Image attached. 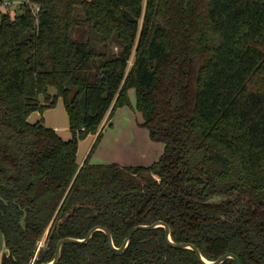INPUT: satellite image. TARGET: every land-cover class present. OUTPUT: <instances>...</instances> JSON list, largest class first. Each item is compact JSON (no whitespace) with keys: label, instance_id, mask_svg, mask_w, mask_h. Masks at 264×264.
<instances>
[{"label":"trees","instance_id":"trees-1","mask_svg":"<svg viewBox=\"0 0 264 264\" xmlns=\"http://www.w3.org/2000/svg\"><path fill=\"white\" fill-rule=\"evenodd\" d=\"M30 1L37 17L22 3L0 22L3 264H31L47 229L34 264L95 225L120 246L136 224L158 220L208 260L232 252L264 264V0ZM81 25L85 41L73 36ZM132 88L163 154L151 165L90 163L106 116L134 107ZM60 97L67 140L43 118L29 120ZM97 133L80 165L79 141ZM215 194L228 198L209 202ZM58 264L202 263L159 226L136 231L122 254L98 230L85 244H65Z\"/></svg>","mask_w":264,"mask_h":264},{"label":"rangeland","instance_id":"rangeland-1","mask_svg":"<svg viewBox=\"0 0 264 264\" xmlns=\"http://www.w3.org/2000/svg\"><path fill=\"white\" fill-rule=\"evenodd\" d=\"M4 1L16 4L7 8L0 6V22L1 15L4 12L9 11L12 17L18 14L22 4L19 3L23 0ZM87 28L86 25L79 26L73 32L74 38L82 41L87 40L89 38ZM114 50H117L116 46H114ZM132 63L133 59L130 61V64ZM129 95L134 107L124 106L118 108L116 114L111 117V119L114 118L113 122H109L110 118H108V115L106 116L104 127H100L101 130L103 129L102 137L90 156V163H110L117 160L131 166L151 165L158 161L163 154L165 148L163 141L152 139L149 130L142 126L141 113L135 108V88L130 89ZM38 118H43V121L49 126L56 125L60 127L63 130L61 133L64 137H69L72 133L69 127V116L61 97L54 107L45 110L43 113L34 111L29 120L35 122ZM95 136L96 134H89L79 141L77 155L79 162L88 156L96 140Z\"/></svg>","mask_w":264,"mask_h":264},{"label":"water","instance_id":"water-1","mask_svg":"<svg viewBox=\"0 0 264 264\" xmlns=\"http://www.w3.org/2000/svg\"><path fill=\"white\" fill-rule=\"evenodd\" d=\"M227 197H224V196H221V195H215L212 199V201H221V200H224L226 199ZM64 218H61L58 225H60V223H62ZM22 226L25 227V217L22 218ZM157 226H162L164 227L165 229V237H166V240L167 242L171 245V246H174L176 248H189L191 250H193L198 258V260L202 263V264H222L226 259L228 258H232L236 261L237 264H242L240 258L232 253V252H228V253H225L223 255H221L220 257H218L217 259L215 260H208L206 259L201 250L193 243H190V242H176L172 239L171 237V229H170V226L167 222L165 221H162V220H159L153 224H150V225H139V226H136L135 228H133V230L126 236V238L124 239L123 243L121 244V246L117 247L115 244H114V241H113V235L111 233V231L105 227V226H102V225H97L95 227H93L89 233L87 234V236L83 239L81 238H76V237H65V238H61L58 243H57V246H56V250H55V256L53 258L52 261H50L49 263L47 264H58V262L60 261V258H61V253H62V247L66 244V243H86L90 240V238L92 237V235L94 234L95 231L97 230H102L106 233L108 239H109V247L116 251L117 253H122L126 247L128 246L130 240H131V237L133 235V233L139 229V228H145V229H152L154 227H157ZM10 254V250L9 248L7 247V244H6V239H5V235H4V232L2 231V229L0 228V264H3V256L4 255H9Z\"/></svg>","mask_w":264,"mask_h":264},{"label":"flooded vegetation","instance_id":"flooded-vegetation-1","mask_svg":"<svg viewBox=\"0 0 264 264\" xmlns=\"http://www.w3.org/2000/svg\"><path fill=\"white\" fill-rule=\"evenodd\" d=\"M163 143H164V142H163ZM164 144H165V143H164ZM164 149H165V148H164ZM215 195H221V196L227 197V195H225V194H215ZM215 195L211 196V198L209 199V202L212 201V199H213V197H214ZM227 198H228V197H227ZM227 198H226V199H227ZM0 199H3L1 195H0ZM226 199H224V200H226ZM217 201H218V200H217ZM221 201H222V200H221ZM158 221H159V220H158ZM156 222H157V221H156ZM154 223H155V222H154ZM152 224H153V223H152ZM139 225H150V224H136L133 228H135L136 226H139ZM95 226H97V225H95ZM95 226H93V227H95ZM93 227H92V228H93ZM157 227H159V226H157ZM24 228H25V227H24ZM92 228H91V229H92ZM133 228L131 229V231L133 230ZM154 228H156V227H154ZM91 229H90V230H91ZM152 229H153V228H152ZM90 230H89V231H90ZM138 230H151V229L139 228V229H137L136 231H138ZM89 231H88V233H89ZM97 231H98V230H97ZM131 231H130V232H131ZM136 231H135V232H136ZM95 232H96V231H95ZM95 232H94V233H95ZM130 232H129V233H130ZM135 232H134V233H135ZM88 233H87V234H88ZM129 233H128V234H129ZM134 233H133V235H134ZM48 234H49V229H47V230L45 231V233L43 234L42 238L39 240L38 245H37V248H36V250H35V255H34V258H33V261H32L31 264H34V261H35L37 255H38V253H39L41 250H43V249H47V248H48V240H47ZM128 234H127V235H128ZM133 235H132V236H133ZM86 236H87V235H86ZM86 236H85V237H86ZM92 236H93V235H92ZM68 237H71V236H68ZM85 237H84V238H85ZM63 238H65V237H63ZM91 238H92V237H91ZM91 238H90V239H91ZM107 238H108V237H107ZM125 238H126V237H125ZM125 238H124V239H125ZM131 238H132V237H131ZM81 239H83V238H81ZM89 241H90V240H89ZM89 241H88V242H89ZM123 241H124V240H123ZM130 241H131V240H130ZM86 243H87V242H86ZM122 243H123V242H122ZM129 243H130V242H129ZM66 244H67V243H66ZM76 244H85V243H76ZM108 244H109V239H108ZM114 244H115V243H114ZM128 245H129V244H128ZM56 246H57V245H56ZM120 246H121V245H120ZM117 247H119V246H117ZM109 248H110V247H109ZM126 248H127V247H126ZM110 249H111V248H110ZM111 250H112V249H111ZM113 251H114V250H113ZM114 252H116V251H114ZM123 252H124V251H123ZM123 252H122V253H123ZM116 253H117V252H116ZM122 253H118V254H122ZM58 263H59V262H58Z\"/></svg>","mask_w":264,"mask_h":264},{"label":"built area","instance_id":"built-area-1","mask_svg":"<svg viewBox=\"0 0 264 264\" xmlns=\"http://www.w3.org/2000/svg\"><path fill=\"white\" fill-rule=\"evenodd\" d=\"M23 2H24V0H23L22 2H20L19 4H21V3H23ZM24 3H26V4H28V5L30 6V8H31V10L33 11L34 15L37 17L38 14H39V12H40V10H41L40 6H39L38 4H34V3H32L30 0H25ZM15 4H16V3H11L10 1H4V2L2 3L3 7H5V8H7V7L11 6V5H15ZM105 121H106V119H104L101 128L104 127V122H105Z\"/></svg>","mask_w":264,"mask_h":264},{"label":"crops","instance_id":"crops-1","mask_svg":"<svg viewBox=\"0 0 264 264\" xmlns=\"http://www.w3.org/2000/svg\"><path fill=\"white\" fill-rule=\"evenodd\" d=\"M116 112H117V111H115L114 114H116ZM39 119H41V118H38L37 120H39ZM113 119H114V118H113ZM113 119L110 118V119H109V122H113V121H112ZM33 120H35V119H33ZM37 120H36V121H37ZM36 121H35V122H36ZM142 121H143V120H142ZM44 124H45L46 126H48V127H51V128H53V129H55L56 132H57V133H58L63 139H65V140L70 139V138L72 137V133H71V135H70L69 137H64V135H62V133H61L63 130H62L60 127L56 126V125H55V126H54V125L49 126V125H47L45 122H44ZM112 124H113V123H112ZM102 130H103V129H102ZM99 131H100V130H99ZM97 135H98V133H97L96 136H95L96 138H97ZM96 138H95V139H96ZM85 159H86V158H85ZM85 159L82 160L81 162L78 161V162L80 163V165H83ZM110 163H118V164H120V165H122V166H128L127 164H124V163H122V162H120V161H117V160H116V161H111Z\"/></svg>","mask_w":264,"mask_h":264}]
</instances>
